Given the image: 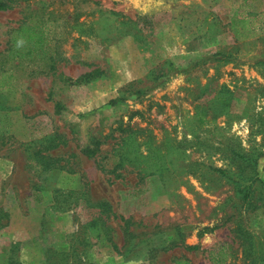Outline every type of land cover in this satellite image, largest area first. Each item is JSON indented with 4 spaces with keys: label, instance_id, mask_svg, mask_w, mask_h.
Wrapping results in <instances>:
<instances>
[{
    "label": "rangeland",
    "instance_id": "374dc122",
    "mask_svg": "<svg viewBox=\"0 0 264 264\" xmlns=\"http://www.w3.org/2000/svg\"><path fill=\"white\" fill-rule=\"evenodd\" d=\"M3 1L0 264H264V0Z\"/></svg>",
    "mask_w": 264,
    "mask_h": 264
},
{
    "label": "trees",
    "instance_id": "16d2710c",
    "mask_svg": "<svg viewBox=\"0 0 264 264\" xmlns=\"http://www.w3.org/2000/svg\"><path fill=\"white\" fill-rule=\"evenodd\" d=\"M10 9H11V5L8 2L3 1V0H0V11H7V10H10ZM233 23H235V22L233 21ZM24 28L25 29H30L29 27H24ZM233 29H235V31H236V33H235L236 36H240L241 35V32L238 31V28H234V25H233ZM242 32H245V31H242ZM35 36H36L37 42L40 44L42 42V39L39 38L37 35H35ZM249 36H251V35H249ZM80 81H81V79H77L76 81L70 80V82L72 84H77ZM100 146H101V143L99 141H96L91 146H89L86 149H84V153L86 155L90 156V157L95 156L97 154V151L100 149ZM248 162L249 161H244L242 163V165L244 166V169L242 171V174H240V176L237 177V178L241 182H252L253 183V181H254V184H253L255 186L254 187V190L257 187V188L261 189L262 190V193L264 194V192H263L264 191L263 190L264 188L262 187L263 185H261V184H260V186L256 185L258 180L256 179V177H254L252 175V164H250ZM247 169H248V171H247ZM212 170L215 171V172H218V173H220L222 175H225L227 173L225 170H222V169L212 168ZM251 187L250 186L248 187V191L246 192L245 197L248 198V199H250V202H253L256 199L255 198V194L256 193L253 192V189H251ZM262 210L263 211H262L261 214H264V208ZM223 249L224 248L221 247L217 251L216 250L215 251H213V250L209 251V257L212 258L214 264H224L225 254H224ZM9 260H10L9 261V264H15V263H13V260L12 259H9ZM176 264H191V262L189 260H178L176 262Z\"/></svg>",
    "mask_w": 264,
    "mask_h": 264
}]
</instances>
